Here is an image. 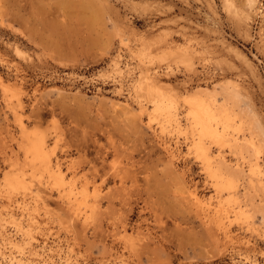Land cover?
I'll return each instance as SVG.
<instances>
[{
  "label": "rangeland",
  "instance_id": "rangeland-1",
  "mask_svg": "<svg viewBox=\"0 0 264 264\" xmlns=\"http://www.w3.org/2000/svg\"><path fill=\"white\" fill-rule=\"evenodd\" d=\"M154 36V51L185 48L191 71L141 55ZM167 63L170 80L151 73ZM139 75L179 97L230 80L264 130V0H0V264H264V146L198 141L179 97L165 118L134 95ZM37 139L61 186L29 151Z\"/></svg>",
  "mask_w": 264,
  "mask_h": 264
},
{
  "label": "bare ground",
  "instance_id": "bare-ground-1",
  "mask_svg": "<svg viewBox=\"0 0 264 264\" xmlns=\"http://www.w3.org/2000/svg\"><path fill=\"white\" fill-rule=\"evenodd\" d=\"M129 1H131V0H129ZM226 1H228V0H226ZM136 2H137V0H136ZM223 2H224V0H223ZM131 3H133V2H131ZM128 4H129V2H128ZM136 4L137 3H135L133 5H136ZM142 4H143V2H141V5ZM251 5H253V4H251ZM146 6L148 7L149 5L146 4ZM227 6H229V5H227ZM139 7H138V9H139ZM141 8L144 9L146 7L143 5V6H141ZM140 11H141V9H140ZM228 12H230V9ZM232 14H234L233 11H231V16H232ZM237 21L238 20H236V22ZM237 23H239V22H237ZM237 28H239V27H237ZM122 32H121V34H122ZM141 39H142V37H141ZM168 43H170V42H168ZM159 44H160V41H159L158 36L149 37L148 39H142L141 43H140L139 53L141 55H143V54L146 55V57L148 59L151 58L150 61H153L152 58H154L158 61H165V60H166V62L170 61V64L173 61H178L187 70L191 71L194 64L192 66V63L190 62L189 56H187V50L185 48H183L182 46H179V45L175 46V45L170 44L169 46H165L160 50L157 49L158 51H154ZM159 48H160V46H159ZM15 51L20 55L22 54V52L17 48L15 49ZM190 54H192V53H190ZM235 54L238 58L241 57L243 59V57H244V56L242 57V55H240V53H238V52H236ZM192 56H194V54H192ZM171 60H173V61H171ZM246 63H248V62H246ZM157 65L158 66L151 69V73L152 72L155 73L157 75V77L161 78L162 80L169 79V76H170L169 74L174 71V69L172 67H168L169 63L157 64ZM248 66L250 67V65H248ZM249 67L247 70H250ZM115 70H117V68L114 69V71ZM157 77H156V80H157ZM154 79H155V77H154ZM184 82H185V84L187 83L186 81H184ZM197 84L203 85V86H196L192 89V91H190L188 93L181 94L179 97L176 95L178 93H176V91L173 89V87L170 85L169 82L154 81L152 78H149L146 75H139L138 79H136V84L133 88V93L136 97H138L140 99L148 98L150 100L152 106H153V108H152L153 112L157 115H159V114L163 115L165 118H169V117L172 118L171 116L174 117V114L172 112L174 110V107H175L177 100H178V97H179V100L188 106V111H186V116L188 118V123H189L188 125L192 130H195L198 132V135H197V136H199L198 141L203 139V138H205V140H206V138H207L209 140H212L214 143H216L220 147L227 146V147L234 149L236 152H238V154H241L243 152V150H246L248 148H253V153L257 157L258 154L260 153L262 147L264 146V130H263L261 124L258 122V118L255 115V113H253V112L250 113L248 111H245V110L239 108L240 97H239L238 92L236 91L235 86L232 84V82L230 80H225V81L220 82L219 84L212 85V87H205L207 82L204 81L203 79H200ZM195 85H196V83H195ZM244 91H245V89H244ZM217 94L222 95L221 96L222 100L219 102L216 100ZM216 101L219 103L218 105H216ZM187 118H185V119H187ZM243 128L247 131L248 135H247V137H245V139H242V141L239 142L236 139L231 141L230 139H227L228 137L227 138L225 137V134L228 131V129H233V131L239 132V131L243 130ZM235 134H237V133H235ZM194 146H195L196 152H198L199 155H201L203 157V159L206 160V162H209V157L206 153L207 148L206 147L203 148L202 145H200V143L195 144ZM29 151L32 152L33 155H37L39 157L40 166L45 172L50 171V175L53 178V183L56 184L57 186H61L63 184V179H62V176L60 175V168L58 167L57 164H55L56 162L55 163L52 162L50 164V159L47 158V154L45 151V146H44L43 141L40 139H37L34 143H32ZM207 151H208V149H207ZM213 157L214 156H212V159L214 160ZM254 161H255V159H254ZM256 165L255 164L252 165V167L250 169L252 171V173H254V171L257 169ZM17 170H20V168H18ZM23 172H24V170L21 169L20 171H18V173L13 174L12 176H5L3 179L4 185L6 187H9L12 189L16 188V186L18 184H20L19 179H20V176H23V174H22ZM210 173L211 174L209 176L212 175L216 178H220V179L222 178V172L219 171V168H216L213 170L210 169ZM24 176H25V174H24ZM233 176H237V173L233 172L232 177ZM23 179L24 178H22V180H21L22 182H23ZM234 182H235V180H233L232 178H227L226 179V184H227L226 188H228L230 190L234 189L236 187L235 186L236 184ZM219 183L223 184V182H219ZM259 187H260V190L264 193V182L260 183ZM230 190H228V191H230ZM47 194H48V192H47ZM230 194H232V192ZM233 195H234V193H233ZM84 196H86V195H84ZM233 199H235V198H233ZM71 206L72 205L70 204L69 209L73 211L74 217L79 218V217L83 216V214H84L83 211H80V210L76 211V210L72 209ZM66 211H68V210H66ZM33 237H34V235H33ZM2 238H1V240H2ZM4 239L6 240L7 238H4ZM14 239H16V238H14ZM7 242H8V240H7ZM29 243H30V241H29ZM28 249H29V247H28ZM35 251H36V248H35ZM1 252H3V251H1ZM47 264H54V263L49 261Z\"/></svg>",
  "mask_w": 264,
  "mask_h": 264
}]
</instances>
